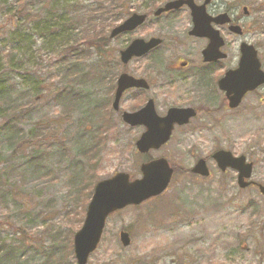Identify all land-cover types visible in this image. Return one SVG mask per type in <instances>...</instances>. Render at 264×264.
I'll use <instances>...</instances> for the list:
<instances>
[{"label":"rangeland","instance_id":"1","mask_svg":"<svg viewBox=\"0 0 264 264\" xmlns=\"http://www.w3.org/2000/svg\"><path fill=\"white\" fill-rule=\"evenodd\" d=\"M4 1L13 8L17 6L16 0ZM60 1V5L67 6H90L96 2ZM98 1L109 4L108 0ZM122 1L117 7L115 24L147 5L146 0ZM240 1L242 5L251 3L257 10L260 8L251 16L258 31L255 35L237 36L234 47L238 50L241 42L252 43L259 49L264 66V0ZM43 5L44 0H20L19 7L35 12ZM6 10L0 0V46L5 45L6 49L17 46L18 56L24 63L19 71H14V79L3 85L9 99L1 101L0 112L13 109L14 112L19 105L27 104L30 88L41 80L50 90L56 85L73 84L69 89H73L74 97L91 92L94 103L91 112L97 113V118L81 126L82 113L73 112L71 119L64 118L61 105L38 89L34 93L35 102L25 115L20 114L17 127L26 133L38 122L48 125L51 132L48 138L53 136L50 149L42 153L43 159H38L40 155L32 159L31 153L26 152L12 160L10 138L3 131L9 112L0 116V173L5 181L0 187V232L7 243L14 241L23 246L13 255L11 264H44L48 257L52 262L59 249L66 250L71 234L82 226L91 184L118 171L140 175L138 170L145 156L136 152L135 143L143 127L130 128L121 119L122 111L132 110L139 103V93L130 90L124 94L120 112L113 110L112 100L119 74L139 73L145 66L144 60L122 65L119 51L134 37L125 34L111 40L105 50L107 62L105 58L92 55L82 61L76 75L68 77L64 74L66 66L62 64L66 58L58 57L52 35L43 28L33 30L37 23L21 22L22 40L12 39L11 34L18 24L12 25L11 20L15 23V19L8 16ZM69 11L67 16H74L75 11L70 8ZM81 30L82 26L77 25L76 32L66 39L77 38L74 34H80ZM67 32L55 35L65 36ZM38 60H42L43 67H36ZM261 97L249 94L236 111L222 110L219 115H208L210 119L201 112L198 118L206 119L207 128L196 133L177 129L169 143L150 152L153 158L166 156L176 166L170 186L162 195L139 207L130 206L112 214L88 264H264V198L257 187L239 188L237 173L232 169L219 170L211 158L219 146L231 149L235 155L244 154L254 163L252 179L264 183V99ZM163 98L166 95L160 98L161 103ZM186 98H181L180 103ZM158 107L163 113L164 108ZM99 113L105 117L101 119ZM198 122L194 120L188 129ZM201 157L208 159L210 177H200L190 171ZM123 229L131 234L129 247H124L120 241L119 233ZM69 260L73 264L76 261L74 251Z\"/></svg>","mask_w":264,"mask_h":264},{"label":"flooded vegetation","instance_id":"2","mask_svg":"<svg viewBox=\"0 0 264 264\" xmlns=\"http://www.w3.org/2000/svg\"><path fill=\"white\" fill-rule=\"evenodd\" d=\"M145 4L132 14H143L145 19L138 24L133 30L119 34L128 36L133 34L134 37L121 47L124 50L132 41H141L142 43H150L152 40L158 39L160 44L150 48L143 55L133 57L137 62L144 60V70L139 73L127 72L135 76L138 80H144L146 85L141 88H130L139 93V103L132 107V111H136L145 107L150 101L154 102L156 113L160 117L168 114L169 110L176 108H190L194 112L186 124L174 125L173 139L177 129L182 131H203L205 128V120L210 117L208 115L223 113L222 110L236 111L249 94L263 96L264 84L252 90L243 98L239 107L231 108L227 95L220 88L219 81L224 77L228 69H236L239 64L241 52L235 49L236 37L243 36L245 33L255 35L257 33L254 19L251 22V16L256 14L257 7L251 3H243L239 0H192L191 3L184 2L179 7L170 8V10H161L166 4L175 0H146ZM192 6L202 7L205 9L206 18L209 19L212 29L218 30L224 45L221 48L225 57L215 60H205L204 49L210 44L211 40L207 36H199L195 33V22L193 19ZM118 4H116V12L119 13ZM159 12V13H158ZM219 15L224 16L225 22L219 23L216 19ZM254 18V17H253ZM249 22V23H248ZM250 24V25H249ZM249 25V27H247ZM241 28V34H237L234 27ZM252 44V43H251ZM255 46V45H254ZM256 48V46H255ZM257 49V48H256ZM259 57V49H257ZM174 56V58H171ZM260 59V57H259ZM262 62V60H261ZM128 63V64H129ZM125 64V65H128ZM262 68L264 70L263 62ZM138 72V71H137ZM127 90L124 94L130 92ZM161 103L160 98L163 94ZM187 96L180 103V99ZM141 103V104H140ZM161 104V105H160ZM161 106L164 112L161 113ZM205 113L206 119L198 118ZM198 121L197 126L191 127L193 121ZM219 149L228 150L219 146ZM231 150V149H230ZM229 150V151H230ZM256 184L250 186L253 188ZM261 198L264 197L261 195ZM264 204V203H263Z\"/></svg>","mask_w":264,"mask_h":264},{"label":"water","instance_id":"3","mask_svg":"<svg viewBox=\"0 0 264 264\" xmlns=\"http://www.w3.org/2000/svg\"><path fill=\"white\" fill-rule=\"evenodd\" d=\"M191 1H171L164 8L159 9V12L161 10H170L172 7H179L184 2L191 3ZM192 8L195 33L199 36H207L211 40L210 44L204 49L205 60H215L225 57L220 50L224 45V40L221 38L218 30L212 29L209 19L206 18L203 6L201 8L192 6ZM144 19L145 15L139 13L129 16L124 23L112 30L111 38L120 33L127 32V30H133ZM216 20L219 23L225 22L224 16L221 15ZM233 29L237 33L241 32L239 26ZM158 44H160L158 39L152 40L150 43L133 41L126 50L121 52L122 60L124 63H127L133 56L143 55L150 48ZM240 50L242 56L237 69L228 70L227 74L219 81L220 88L227 93L229 104L233 108L239 106L246 92L264 83V71L261 70V62L257 58L256 49L248 43H242ZM145 85L146 83L143 79L138 80L133 76H128L125 73L122 74L118 79L113 104L114 109H119L120 99L126 89L132 86L145 87ZM192 116H194L192 109L187 108L184 110L175 107L169 110L166 116L160 117L156 113L154 102L150 101L139 111H125L122 118L125 123L133 126L145 125L147 130L137 142L138 150L143 153L164 144L170 137L175 122L186 124ZM213 158L216 159L219 168L223 170L233 168L239 172L238 182L241 188L247 187L252 183L247 179L252 175L253 163H247V158L244 155L235 157L231 151L219 150V152L214 153ZM192 171L202 176H209L210 173L205 159H199ZM141 173L142 176L140 178L133 180L129 174L120 172L96 184L92 199L87 208L84 223L74 237L75 264H87L90 254L96 250L101 240L106 220L110 214L128 205L140 204L146 201V199L156 197V195L164 192L169 185L173 169L166 159L160 158L144 163L141 166ZM259 188L264 194V186L259 185ZM120 239L124 246L131 244L130 235L125 231L121 232Z\"/></svg>","mask_w":264,"mask_h":264},{"label":"trees","instance_id":"4","mask_svg":"<svg viewBox=\"0 0 264 264\" xmlns=\"http://www.w3.org/2000/svg\"><path fill=\"white\" fill-rule=\"evenodd\" d=\"M16 1L17 6L13 8L12 5H9L6 1L1 0L7 9V15L13 16L15 19V23L11 20L12 25L15 26L16 23L18 24L17 28H15L14 32L11 34L12 39L22 40L21 22H28L30 25L37 23L32 29L37 30L43 28L44 32L52 35L51 39H54L57 43L55 47L58 48V57L61 59L63 58V60L66 58L62 64L66 66V73L64 74L68 77L76 75V72L82 67V61L90 59L92 55L105 58L106 62L108 61L105 50L109 48L111 39L109 38L107 32L109 29L114 27L115 22H117L116 4H118L119 7L124 1L108 0L109 4L104 5L102 2L96 0L95 4L90 6H79L75 4L67 6L63 4L60 5V0H44L43 7L37 9L35 12L28 11L26 7L20 9V0ZM69 8L75 11L74 16L72 17L67 16L70 12ZM77 25L82 26L81 33H75L74 36L77 35V38L71 41L66 39L70 33L73 34V32H76ZM63 31H68L66 33L67 36L55 35ZM50 43L52 44V42ZM4 46H0V104H2L1 101H7V99H9L6 98L8 97L6 96L8 94V90H6L7 88L3 85L10 83L11 80L14 79V71H19L24 63L23 58L18 56V54H20V49L17 46L13 49H6ZM38 61L39 62L36 63V67H43L44 63L42 60ZM105 67H109L108 63H105ZM8 77L9 79L5 82ZM72 85L73 84L71 83L60 87L56 85L54 89L50 90L48 85H45L41 80H38V84H34L31 88L29 87L30 91H27L29 93H27V97L29 98L27 104L19 105L17 107L18 110L14 112V109L3 113L0 112L1 117L7 115L8 112L9 114L13 112L11 115L8 114L6 116L7 120L3 126V131H6L5 135L10 138L8 142L10 148H12L10 160H12V158L22 157L26 152L31 153L32 159H36L35 155H40L38 159H43L44 156L42 153H46L50 149V140L53 136L48 138L51 133L48 125L43 126L42 122H38L35 124L34 128L29 129L26 133L24 131H20L17 127L20 122L21 115H25L24 113L28 111V107L35 102L34 93L38 91V89L45 91V96H52V99H55L57 103L61 105L62 116L64 118L71 119L74 114L82 113L81 117H79L81 119V126L85 121L91 120V118H97V113L91 112L94 105V103L91 102L93 100L91 92L83 95L82 93H79L77 97H74L73 89H69ZM70 94L73 98H71ZM10 107L11 105H9L8 110ZM73 112L75 113L72 115ZM96 112H98V110H96ZM99 115L101 119L105 117L104 114L99 113ZM262 152H264V150ZM4 184L5 181L0 173V187ZM94 187L95 184H91L90 193L88 195L89 199L86 202V206L84 205V208L86 207V209L91 199ZM19 229L21 230V233L25 235V232H23L24 230L21 228ZM73 235L74 234L72 233L69 238L68 248L64 251L63 248L61 251L59 249L57 257L52 262L50 261V257H48V260H46L44 264H73L69 260L73 251ZM66 238L67 237H65V239ZM18 244L19 242L14 243V241L7 243L0 232V264H11L13 255L23 247Z\"/></svg>","mask_w":264,"mask_h":264}]
</instances>
